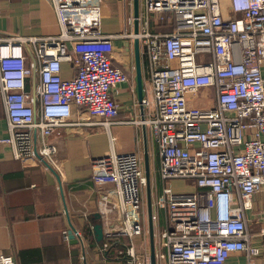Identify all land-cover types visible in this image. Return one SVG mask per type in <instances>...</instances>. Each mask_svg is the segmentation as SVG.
Wrapping results in <instances>:
<instances>
[{
    "label": "built area",
    "instance_id": "obj_1",
    "mask_svg": "<svg viewBox=\"0 0 264 264\" xmlns=\"http://www.w3.org/2000/svg\"><path fill=\"white\" fill-rule=\"evenodd\" d=\"M104 1L51 0L58 36L0 34L8 124L0 144L65 182L56 136L81 124L110 132L118 86L129 82L112 63L115 40L138 39L149 55L151 89L139 103L142 117L121 124L150 129L158 145L164 191L152 201L156 264H226L238 254L252 264L264 255V222L252 231L247 220L264 193V0H231L227 9L222 0H143L145 24L121 36L102 32ZM120 1L125 12L133 4ZM163 12L173 14V29L150 31L149 15ZM64 64L72 78L63 75ZM81 107L88 119L74 121ZM90 173L105 237L127 239L119 251L126 264H151L150 252L136 246L149 235L142 217L148 178L137 153L92 157ZM176 178L192 180L196 191L174 192L166 183ZM74 235L80 259L90 264L85 233ZM0 264L17 262L0 252Z\"/></svg>",
    "mask_w": 264,
    "mask_h": 264
},
{
    "label": "crops",
    "instance_id": "obj_2",
    "mask_svg": "<svg viewBox=\"0 0 264 264\" xmlns=\"http://www.w3.org/2000/svg\"><path fill=\"white\" fill-rule=\"evenodd\" d=\"M222 1L227 9L231 0ZM139 2L138 30L146 21L145 4L143 0ZM103 3L101 29L104 34L121 36L135 33L134 2L126 12L120 0ZM148 19L149 29L154 33L171 31L175 23L171 12L151 14ZM60 31L51 0H0V34L45 38L58 36ZM139 53L145 92L148 93L152 70L146 47L141 42ZM113 54L112 63L124 70L129 78L128 83L118 86L116 100L120 105L119 114L112 120L115 124L110 132L81 124L64 129L56 136L60 156L67 160L65 182L44 163H23L12 157L8 146L0 144V252L12 256L17 264H84L80 259L79 242L75 235L70 238L71 225L86 235L89 244L86 259L90 264H126L119 256V251L128 243L124 236L105 237V243L110 244L106 250L94 240L89 218L98 213V207L96 193L92 189L91 159L113 150L135 151L144 172L146 166L149 171L151 160L154 164L157 159L160 166V155L150 129L137 124H121L142 117L135 87V40L116 39ZM63 75L67 78L74 76L68 64L63 66ZM87 119L86 107L80 110L74 108V121ZM7 134L6 110L0 91V139ZM247 220L252 231H257L264 222V193L256 195L253 209L247 211ZM114 245L119 247L116 259L112 260L109 248ZM226 264H248V261L238 254ZM252 264H264V255L255 258Z\"/></svg>",
    "mask_w": 264,
    "mask_h": 264
},
{
    "label": "water",
    "instance_id": "obj_3",
    "mask_svg": "<svg viewBox=\"0 0 264 264\" xmlns=\"http://www.w3.org/2000/svg\"><path fill=\"white\" fill-rule=\"evenodd\" d=\"M134 2V18L136 27H135V33H138L140 19H139V12H140V2L139 0H133ZM139 40H135V53H136V70H137V76L135 78V87L136 92L138 94V98L141 101L145 96V87H144V80L142 77V70H141V60H140V53H139ZM146 175L148 178V184H147V206H148V214H149V240H150V257H151V264H156V257H155V240H154V223L152 221V213H153V206H152V189L150 187V172L148 171V166H146ZM60 179V178H59ZM90 224H92L93 229V235L94 240L97 242L98 246L101 248L104 246V230H103V224L101 222L100 214L94 213L89 218ZM71 225V224H70ZM75 227L71 225L70 230V238H74V231Z\"/></svg>",
    "mask_w": 264,
    "mask_h": 264
},
{
    "label": "rangeland",
    "instance_id": "obj_4",
    "mask_svg": "<svg viewBox=\"0 0 264 264\" xmlns=\"http://www.w3.org/2000/svg\"><path fill=\"white\" fill-rule=\"evenodd\" d=\"M140 162L141 160L139 158V165H140ZM149 172H150V187L152 189V201H154L159 196H161L164 191L163 180L161 177V172H159V166H158L157 159L155 160L154 164H153V161L151 160V166L149 168ZM166 185L172 187L174 192L176 193L185 194V193H191V192L196 191L194 182L192 180L185 179V178L184 179L176 178V179L169 180L166 183ZM142 206H143V210H142L143 223L145 224V228H147L149 231L150 223H149V214H148V206H147V189L142 190ZM159 217H160L159 223H160V226L162 227L165 224L164 223L165 215L163 211H160ZM136 246L139 250L142 249V246L143 248L145 246L144 249L148 253L151 247L149 235L148 236L144 235V236L139 237Z\"/></svg>",
    "mask_w": 264,
    "mask_h": 264
},
{
    "label": "trees",
    "instance_id": "obj_5",
    "mask_svg": "<svg viewBox=\"0 0 264 264\" xmlns=\"http://www.w3.org/2000/svg\"><path fill=\"white\" fill-rule=\"evenodd\" d=\"M118 247H119V245H114V246H111L110 248H109V253H111V255H110V258L113 260H115L116 259V251H117V249H118ZM120 258V257H119ZM122 259V261L124 262V263H126L125 262V260L123 259V258H120V260Z\"/></svg>",
    "mask_w": 264,
    "mask_h": 264
}]
</instances>
